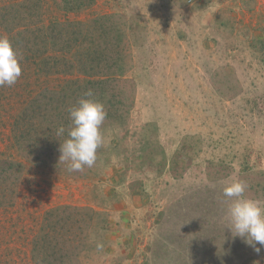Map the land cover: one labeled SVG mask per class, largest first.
<instances>
[{"label":"rangeland","instance_id":"obj_1","mask_svg":"<svg viewBox=\"0 0 264 264\" xmlns=\"http://www.w3.org/2000/svg\"><path fill=\"white\" fill-rule=\"evenodd\" d=\"M76 1L87 7L0 0V14L110 16L128 115L103 124L92 168L69 173L50 123L61 119L46 111L86 79L39 72L19 44L26 70L0 87V264H264V247L228 229L221 183L264 201V0ZM35 108L44 121L20 125ZM57 235L71 240L58 247Z\"/></svg>","mask_w":264,"mask_h":264},{"label":"trees","instance_id":"obj_2","mask_svg":"<svg viewBox=\"0 0 264 264\" xmlns=\"http://www.w3.org/2000/svg\"><path fill=\"white\" fill-rule=\"evenodd\" d=\"M23 3L24 1H17L9 6H20ZM64 5L67 13L87 7L76 0H64ZM42 18V14H36L35 17L34 14L26 15L25 9H21V13L15 15V18L9 13L0 14V30L9 38L14 49L20 44V47L26 50V52L20 51V55L25 56V61H30V67L38 68L39 72L49 68L50 72H54L53 75H80L86 79L85 84H75L70 92L61 91L59 97L50 98L52 108L46 111L49 113L48 118L52 119L56 114L55 119L57 116L61 119L60 125L67 126L69 124L67 110L80 98H89L83 97V94L91 89L95 95L90 98L99 100L105 105L107 117L104 123L123 120V117L128 115V110L122 106V103H125V94L121 92L115 95L116 89L113 86L121 78L122 70L116 64V57L122 56V52L119 47H114L109 41L106 42V39L111 37L112 18L100 16L85 23L54 19L48 24H45ZM22 35L25 36L21 39ZM24 68L21 66L22 72L26 70ZM36 99L37 97L32 100ZM58 102H62L61 107L59 104L56 105ZM67 103L71 104L68 109ZM36 114L38 115L37 109L32 111V115H26V112L23 116L20 114L22 120L20 125L32 127L36 121H44L41 120V116L35 120ZM64 119L68 123L63 122ZM50 123L58 128L57 124L51 121ZM13 125L20 126L19 122H13ZM19 129L21 128L18 127L17 130ZM68 209L73 212H68L70 221L77 224L83 218V210L74 207ZM62 236L64 235H57L55 239L58 247H61L62 242L71 240L66 241Z\"/></svg>","mask_w":264,"mask_h":264},{"label":"clouds","instance_id":"obj_3","mask_svg":"<svg viewBox=\"0 0 264 264\" xmlns=\"http://www.w3.org/2000/svg\"><path fill=\"white\" fill-rule=\"evenodd\" d=\"M22 69L19 55L6 35H0V87L14 86ZM88 89L75 105L68 109L69 124L56 129L58 137H64L59 146V163H65L69 173L81 172L85 167L92 168L97 161V150L105 143L102 126L107 117L105 105L94 97ZM222 195L230 201L226 216L233 237L259 254L264 247V201L248 198L247 185L239 179H226L221 182ZM259 244L261 247H256ZM99 247V245H98Z\"/></svg>","mask_w":264,"mask_h":264}]
</instances>
